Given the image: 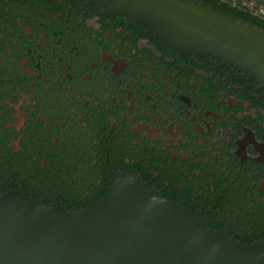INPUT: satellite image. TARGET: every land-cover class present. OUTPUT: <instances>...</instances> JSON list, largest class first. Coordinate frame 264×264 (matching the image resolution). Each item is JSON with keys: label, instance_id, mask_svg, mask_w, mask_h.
<instances>
[{"label": "flooded vegetation", "instance_id": "1", "mask_svg": "<svg viewBox=\"0 0 264 264\" xmlns=\"http://www.w3.org/2000/svg\"><path fill=\"white\" fill-rule=\"evenodd\" d=\"M208 1L264 24V0ZM113 176L264 248V92L83 0H0L3 193L84 209Z\"/></svg>", "mask_w": 264, "mask_h": 264}, {"label": "water", "instance_id": "2", "mask_svg": "<svg viewBox=\"0 0 264 264\" xmlns=\"http://www.w3.org/2000/svg\"><path fill=\"white\" fill-rule=\"evenodd\" d=\"M83 1L140 22L180 56L219 60L264 92L263 27L206 0ZM0 264H264V248L217 233L137 178L113 176L101 200L78 210L0 193Z\"/></svg>", "mask_w": 264, "mask_h": 264}, {"label": "trees", "instance_id": "3", "mask_svg": "<svg viewBox=\"0 0 264 264\" xmlns=\"http://www.w3.org/2000/svg\"><path fill=\"white\" fill-rule=\"evenodd\" d=\"M206 2H209L208 0H206ZM220 8H222L223 10H226V11H229V12H231V13H233V14H235L236 16H240V17H242V18H244V19H246V20H248V21H250V22H253V23H255V24H257V25H259L260 27H263L264 28V24L263 23H259V21H257L254 17H251V16H248L246 13H243V12H238L236 9H229V8H227V7H220ZM219 63H221L219 60H217ZM3 192H5L4 190H2L1 188H0V193H3ZM17 194H19L18 192H16ZM23 196H25V195H23ZM26 197V196H25ZM35 201H37V200H35ZM38 202H42V203H45V202H43V201H38ZM45 205H48V206H53V205H51V204H45ZM74 210H78V209H74ZM238 242H241V241H238ZM248 242H250V241H246V242H242V243H248Z\"/></svg>", "mask_w": 264, "mask_h": 264}]
</instances>
